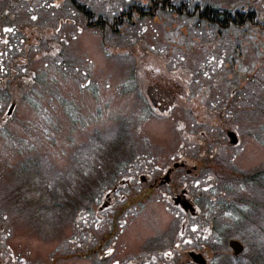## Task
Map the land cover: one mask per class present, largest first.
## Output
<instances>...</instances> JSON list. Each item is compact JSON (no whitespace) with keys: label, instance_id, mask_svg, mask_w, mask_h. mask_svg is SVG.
Listing matches in <instances>:
<instances>
[{"label":"rangeland","instance_id":"374dc122","mask_svg":"<svg viewBox=\"0 0 264 264\" xmlns=\"http://www.w3.org/2000/svg\"><path fill=\"white\" fill-rule=\"evenodd\" d=\"M133 1L78 0L106 20ZM189 1L264 18V0H174ZM132 24L112 33L87 26L69 0H0V264L264 257V30L218 35L166 12ZM175 162L192 176L174 171L147 190ZM254 173L256 184L237 182ZM235 183L254 199L244 216L257 234L220 213ZM182 190L194 218L173 205Z\"/></svg>","mask_w":264,"mask_h":264},{"label":"trees","instance_id":"16d2710c","mask_svg":"<svg viewBox=\"0 0 264 264\" xmlns=\"http://www.w3.org/2000/svg\"><path fill=\"white\" fill-rule=\"evenodd\" d=\"M70 4L76 9L78 12L82 14L86 22L87 26L95 27L99 30H103L108 28L110 32H119L120 28L125 26H132L134 21H140L145 19H155L162 12H166V14L174 15L176 17H185L196 23H203L207 25L209 28L214 29L219 35L220 31L228 30L231 27L236 29H242L245 27H254L259 28V30H264V18L260 19L254 10L251 13L245 12L242 13V10L221 6L215 3H209V1L201 3L195 2H181L180 4H176L174 0H139L133 1L126 5L122 11L112 15L108 20L101 18L100 15H95L87 6L82 5L78 2V0H69ZM143 2V3H142ZM142 3V5H141ZM238 46V45H235ZM3 100V97L0 96V103ZM258 174H251V176L246 175L244 178L237 180L241 185L248 186V184L257 182L258 178L255 176ZM237 183L234 184L233 187H229L230 191H226L230 194V197L223 198L225 201H219L220 213L224 216H227L235 226H238V229L245 228L246 232L254 231V227H250L254 225L252 221L249 220L248 217L244 216V213L251 212L253 210V198L248 200H241L237 194H234V190H238L235 187ZM240 189V187H239ZM236 192V191H235ZM236 195V197H234ZM231 201V203H229ZM248 206V207H246ZM226 213V214H224ZM250 221V223L247 222ZM245 221V223H243ZM262 221V219H261ZM264 221V218H263ZM249 225L247 229L246 226ZM264 226V225H263ZM222 225L219 230L221 237L225 235L224 228ZM257 228L255 229V233L257 234ZM228 231V230H227ZM264 242V235H263ZM243 254L241 255V258ZM259 257V256H258ZM261 260L260 263L264 264V257H259ZM229 262L227 261L226 264Z\"/></svg>","mask_w":264,"mask_h":264},{"label":"water","instance_id":"95a60500","mask_svg":"<svg viewBox=\"0 0 264 264\" xmlns=\"http://www.w3.org/2000/svg\"><path fill=\"white\" fill-rule=\"evenodd\" d=\"M12 110V107L10 108V111L9 113L11 112ZM228 136L230 138V142L232 144H235L237 143V136L235 133L233 132H229L228 133ZM175 166H178V164H175ZM165 180H168V175H166L165 177ZM180 198V197H178ZM178 202V199L176 200V203ZM183 205H184V208H188L190 206V204L187 202V201H183ZM193 209V208H192ZM229 246L230 248L233 250L234 252V255H238L239 253L242 252L243 250V246L238 242V241H235V240H230L229 241ZM190 256L192 257V259L197 263V264H207L206 260L200 255V254H197V253H194V252H191L190 253Z\"/></svg>","mask_w":264,"mask_h":264},{"label":"flooded vegetation","instance_id":"af4514ba","mask_svg":"<svg viewBox=\"0 0 264 264\" xmlns=\"http://www.w3.org/2000/svg\"><path fill=\"white\" fill-rule=\"evenodd\" d=\"M153 184H154V186H155V184H156V181H154V183H153ZM157 186H158V185H157Z\"/></svg>","mask_w":264,"mask_h":264}]
</instances>
